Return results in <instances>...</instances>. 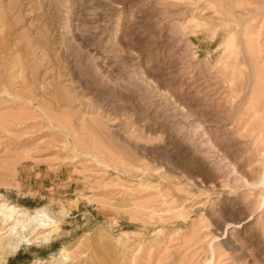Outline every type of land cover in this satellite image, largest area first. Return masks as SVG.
Segmentation results:
<instances>
[{"label":"rangeland","instance_id":"rangeland-1","mask_svg":"<svg viewBox=\"0 0 264 264\" xmlns=\"http://www.w3.org/2000/svg\"><path fill=\"white\" fill-rule=\"evenodd\" d=\"M0 264H264V0H0Z\"/></svg>","mask_w":264,"mask_h":264},{"label":"bare ground","instance_id":"bare-ground-1","mask_svg":"<svg viewBox=\"0 0 264 264\" xmlns=\"http://www.w3.org/2000/svg\"><path fill=\"white\" fill-rule=\"evenodd\" d=\"M12 218V217H11ZM45 225V224H44Z\"/></svg>","mask_w":264,"mask_h":264}]
</instances>
